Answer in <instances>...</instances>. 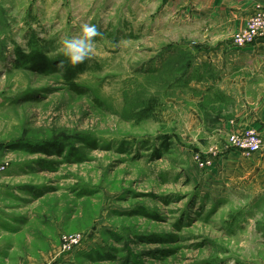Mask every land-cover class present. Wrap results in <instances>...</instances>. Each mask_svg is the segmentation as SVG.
<instances>
[{
  "label": "rangeland",
  "instance_id": "obj_1",
  "mask_svg": "<svg viewBox=\"0 0 264 264\" xmlns=\"http://www.w3.org/2000/svg\"><path fill=\"white\" fill-rule=\"evenodd\" d=\"M171 20L155 0H0V264H264L230 101L196 89L217 73ZM83 23L100 35L72 65Z\"/></svg>",
  "mask_w": 264,
  "mask_h": 264
},
{
  "label": "crops",
  "instance_id": "obj_2",
  "mask_svg": "<svg viewBox=\"0 0 264 264\" xmlns=\"http://www.w3.org/2000/svg\"><path fill=\"white\" fill-rule=\"evenodd\" d=\"M155 1L162 25L165 18H172L173 30L188 34L196 64L217 73L215 83L210 80L203 88L195 84L205 92L218 89L229 99L232 108L228 110L234 116L222 122L228 137L235 130L249 129L262 137L259 153L248 157L240 153V187L252 196L253 205L264 204V39L246 50L232 44L233 35L243 30L258 10H264V0ZM225 150L228 158L235 156L236 150Z\"/></svg>",
  "mask_w": 264,
  "mask_h": 264
},
{
  "label": "built area",
  "instance_id": "obj_3",
  "mask_svg": "<svg viewBox=\"0 0 264 264\" xmlns=\"http://www.w3.org/2000/svg\"><path fill=\"white\" fill-rule=\"evenodd\" d=\"M264 39V10H258L248 21L246 27L237 32L233 39V47L238 50H246L251 48L258 40ZM227 149H234L244 156H250L259 153L263 147L262 137L252 129L243 130L242 132H234L227 139ZM214 155H217L214 153ZM200 166L208 169L213 165V161L209 158L203 160L202 156L196 157ZM81 235H65L62 238L63 251L71 252L75 247L83 242Z\"/></svg>",
  "mask_w": 264,
  "mask_h": 264
},
{
  "label": "clouds",
  "instance_id": "obj_4",
  "mask_svg": "<svg viewBox=\"0 0 264 264\" xmlns=\"http://www.w3.org/2000/svg\"><path fill=\"white\" fill-rule=\"evenodd\" d=\"M100 35L96 25L83 23L80 32L62 38L60 51L72 65L82 63L89 57L95 44L94 37Z\"/></svg>",
  "mask_w": 264,
  "mask_h": 264
},
{
  "label": "trees",
  "instance_id": "obj_5",
  "mask_svg": "<svg viewBox=\"0 0 264 264\" xmlns=\"http://www.w3.org/2000/svg\"><path fill=\"white\" fill-rule=\"evenodd\" d=\"M40 58H41V57H40ZM39 62H42V61H41V59H40V61H39Z\"/></svg>",
  "mask_w": 264,
  "mask_h": 264
}]
</instances>
